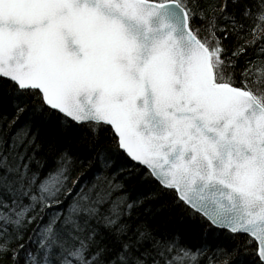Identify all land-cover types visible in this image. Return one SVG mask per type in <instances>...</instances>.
<instances>
[{
  "label": "snow or ice",
  "instance_id": "1",
  "mask_svg": "<svg viewBox=\"0 0 264 264\" xmlns=\"http://www.w3.org/2000/svg\"><path fill=\"white\" fill-rule=\"evenodd\" d=\"M0 80L17 119L83 129L100 164L74 177L64 149L45 171L35 136L0 135V264H264V0H0ZM141 170L202 243L112 198Z\"/></svg>",
  "mask_w": 264,
  "mask_h": 264
},
{
  "label": "trees",
  "instance_id": "2",
  "mask_svg": "<svg viewBox=\"0 0 264 264\" xmlns=\"http://www.w3.org/2000/svg\"><path fill=\"white\" fill-rule=\"evenodd\" d=\"M216 3L218 4L219 0H216ZM247 38L251 39V36ZM248 51L251 54L253 50L248 49ZM0 85L3 86L0 87V135H5L8 132L12 134L27 132L29 138L35 136L36 143L41 146V152L38 155L47 158L45 171L52 166L56 153L68 149L74 157H78L74 177L76 174H83L85 181H91L96 172L100 170V164L94 158V154L85 153L82 148L77 146V140L83 129L65 131L57 123L56 117H53L44 126L38 125L35 120L29 121L27 114L21 115L17 119L15 109L9 103V97L6 95L9 85L2 80H0ZM28 123H31L30 128L26 127ZM101 135L104 136L105 133L102 132ZM90 160L92 161L91 165H89ZM125 167L131 168L132 163L129 162ZM117 171L118 169L113 167L105 174L111 177L112 173ZM114 183L122 184L123 188L113 192V199L127 194L132 199L143 201L142 206L137 208L133 215L139 213L141 220L147 221L158 237L169 238L178 235L182 244L191 247L202 243L204 225L201 224L199 218H193L183 205H177L171 194L160 191L154 180L145 179L143 170L138 174L136 172L130 174L127 171L119 172ZM221 242L220 240L213 241L212 247L215 248ZM224 246L231 250L234 244L228 241L224 243ZM201 264H207V261H201ZM215 264H224V257H220Z\"/></svg>",
  "mask_w": 264,
  "mask_h": 264
}]
</instances>
